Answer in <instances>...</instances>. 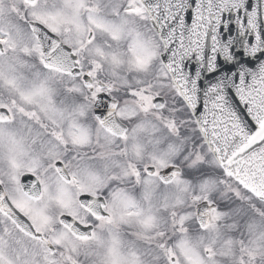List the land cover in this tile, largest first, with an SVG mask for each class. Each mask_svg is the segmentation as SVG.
Instances as JSON below:
<instances>
[{
  "label": "snow or ice",
  "instance_id": "6c2138e0",
  "mask_svg": "<svg viewBox=\"0 0 264 264\" xmlns=\"http://www.w3.org/2000/svg\"><path fill=\"white\" fill-rule=\"evenodd\" d=\"M0 264H264V0H0Z\"/></svg>",
  "mask_w": 264,
  "mask_h": 264
}]
</instances>
